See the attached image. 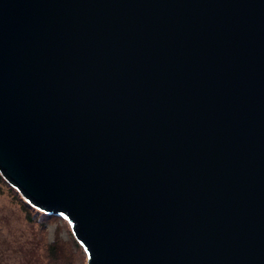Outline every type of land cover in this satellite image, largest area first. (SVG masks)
<instances>
[{"label":"water","instance_id":"95a60500","mask_svg":"<svg viewBox=\"0 0 264 264\" xmlns=\"http://www.w3.org/2000/svg\"><path fill=\"white\" fill-rule=\"evenodd\" d=\"M0 175L86 264H264V0H0Z\"/></svg>","mask_w":264,"mask_h":264},{"label":"trees","instance_id":"16d2710c","mask_svg":"<svg viewBox=\"0 0 264 264\" xmlns=\"http://www.w3.org/2000/svg\"><path fill=\"white\" fill-rule=\"evenodd\" d=\"M3 181L5 182L0 175V184H4ZM9 189L16 193L15 195L18 197H15L22 200V207L27 214L26 223L28 224V228H31L32 231H30L29 237L27 236L24 241L20 239H15L13 241L15 249L11 252L12 254L7 253L6 255V250L12 248L11 245H9L10 241H2L4 247H0V264H76L75 257L77 252H80V264H86L84 251L75 240L69 227V244L67 241H61V236L57 234L56 229L52 239L46 238L44 230L48 227V221L55 220L58 216L45 214L35 209L28 205L11 186ZM29 211H32L31 214H29ZM64 222L66 223V221ZM72 247L75 248L76 251ZM2 254L6 256L2 258ZM14 254L17 259H14Z\"/></svg>","mask_w":264,"mask_h":264},{"label":"rangeland","instance_id":"374dc122","mask_svg":"<svg viewBox=\"0 0 264 264\" xmlns=\"http://www.w3.org/2000/svg\"><path fill=\"white\" fill-rule=\"evenodd\" d=\"M3 183L4 184H0V247H4V244L2 243L3 240L5 242H7V240L10 241L9 245H11L12 248L6 250L7 255V253L12 254L11 252L15 249L13 241L15 239H20L24 241L27 236L29 237V233L32 230L31 228H28V224L26 223L27 214L22 207V200L17 198L18 196L15 195L16 193L9 189L10 186L7 184L6 181H3ZM29 212V214H31L32 211ZM47 226L48 227L44 230L47 239H52L54 237L56 229L57 234L61 236V241H67L69 244V225L65 223L61 218L58 217L55 220L48 221ZM73 249L76 251L75 248ZM2 255V258L6 256L5 254ZM79 256L80 252H77L75 257L76 264H80ZM15 258L16 255L14 254V259Z\"/></svg>","mask_w":264,"mask_h":264}]
</instances>
